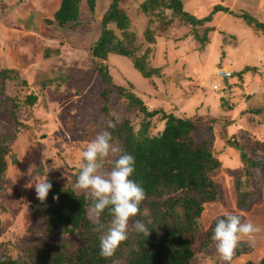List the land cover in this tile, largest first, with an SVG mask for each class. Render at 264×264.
<instances>
[{"label":"rangeland","instance_id":"rangeland-1","mask_svg":"<svg viewBox=\"0 0 264 264\" xmlns=\"http://www.w3.org/2000/svg\"><path fill=\"white\" fill-rule=\"evenodd\" d=\"M20 1L0 0V71H18V80L6 83L7 93L20 100L21 122L32 130L25 132L20 143L13 146L19 163L10 168L6 188L0 194V256L15 257L16 246L39 242H65L76 249L74 238L45 232L47 216L40 215L37 220L31 216L32 202L38 200L35 184L51 173L62 186L74 187V176L83 164L82 151L110 121L101 113L100 93L104 86L99 76L84 74L93 67L90 49L99 38L101 20L112 0H98L95 15L90 14L83 0L80 26L67 29L45 22L53 19L62 0ZM144 1L129 0L122 6L131 19V32L138 38V55L150 49L149 65L161 74L144 79L131 60L112 55L107 63L114 83L133 89L151 111L161 109L195 121L198 127L195 137L210 142L211 150L223 164L212 175L222 188L223 201L206 207L202 218L204 234L217 217L241 214L245 222L250 221L260 229L252 237L259 241L253 245L252 254L231 264L257 263L264 255V175L260 195L252 199L248 211L241 212L236 203V182L245 178V168L239 152L230 143L246 150L264 149V35L233 15L218 13L211 23L197 29L175 19L169 30L159 36L158 44L150 45L144 37L146 27L151 20L155 22L153 28L160 23L158 18L152 19L142 12ZM182 1L185 10L199 19L210 15L214 6L222 5L234 13H249L264 23V0ZM170 14L168 11L169 17ZM23 17L28 19L27 23ZM207 28L214 31L205 37ZM117 33L121 37V32ZM48 52L50 60L45 59ZM247 67L256 71L242 74ZM222 71L232 73L228 84L219 76ZM48 81L53 84L46 89ZM30 95L38 99L32 106L26 103ZM111 114L118 120H130L136 132L143 122H149L151 136L162 134L166 127L160 116L145 118L117 96L112 98ZM113 157L103 160L102 172L111 170ZM32 165L35 167L29 175ZM254 185L252 179L251 189ZM218 262L224 264L214 247L200 254L197 264Z\"/></svg>","mask_w":264,"mask_h":264},{"label":"trees","instance_id":"trees-1","mask_svg":"<svg viewBox=\"0 0 264 264\" xmlns=\"http://www.w3.org/2000/svg\"><path fill=\"white\" fill-rule=\"evenodd\" d=\"M82 1L62 0L53 19H46V24L57 25L60 29L80 26ZM97 1L86 0L92 15H95ZM128 1L112 0L101 20L99 38L90 49L93 67L84 75L89 77L97 74L104 86L100 93L101 113L115 124L114 128H106L112 133L111 143L123 150L122 153L114 154V160L124 153L135 159V171L130 179L140 184L146 193V199L140 205L141 214L129 221L127 240L120 244L112 257L105 259L100 256L99 238L102 233L94 231L98 225L89 215L92 200L85 193L77 194L72 185L62 186L50 173L46 179L52 184V189L46 201L32 202L31 216L34 220L39 219L40 215L47 216L45 232L53 236L74 238L76 249L65 242L26 244L21 248L16 246V257L9 254L0 256V264H197L200 254L215 247V242L211 239L213 230L217 221L225 218V215L214 219L205 234L202 218L207 206L223 201L222 188L212 179V175L221 170L222 162L211 150L210 142L199 141L195 137L198 127L194 120L182 119L161 109L149 110L133 89L116 85L110 72L108 60L112 55H119L131 60L135 70L144 79L150 80L161 74L159 69L149 65L150 49L142 56L138 55V38L131 32V19L122 6ZM140 9L152 19H159V27L153 28L155 22L151 20L144 32L146 42L150 45L158 44L159 36L169 30L168 27L175 19L197 29L211 23L218 13L233 15L264 35V23L257 21L249 13H234L222 5L215 6L210 15L202 19L185 10L182 0H145ZM168 11L171 13L170 17L167 15ZM26 17L23 18L27 23ZM117 31L121 32V37H118ZM211 31L214 29L207 28L205 37ZM49 53L45 56L47 60L51 59ZM56 54L59 55V52ZM251 71L255 72L256 69L247 67L241 73ZM19 77L15 69L0 71V194L6 188L10 168L19 163L13 146L20 143L25 132L32 131L27 124L21 122L20 100L7 93L6 83L12 84ZM45 84L47 89L53 83L48 81ZM114 96L124 99L129 108L138 111L145 118L160 116L161 122L166 126L164 132L151 136L149 122H143L141 130L136 132L130 120H118L111 114ZM37 100V96L30 95L26 103L32 106ZM212 121L216 123L213 119ZM230 146L239 152L245 168V178H239L236 182V203L241 212H246L252 199L260 195L264 175V149L250 147L246 150L237 143H230ZM79 173L74 176L76 181ZM252 179L255 180V185L251 189ZM54 196L58 199H53ZM145 208L149 210L147 217L142 214ZM236 215L241 217L242 223L245 222L244 216ZM135 220H141L147 225L150 229L149 236L133 230ZM148 220H151L150 224L147 223ZM110 221L111 216L105 209L99 217V223L106 230ZM1 226L0 219V238ZM254 238L251 244L249 239L240 241L231 263L239 262L241 257L254 252L252 245L259 241ZM244 264H264V255L257 263L248 261Z\"/></svg>","mask_w":264,"mask_h":264},{"label":"clouds","instance_id":"clouds-1","mask_svg":"<svg viewBox=\"0 0 264 264\" xmlns=\"http://www.w3.org/2000/svg\"><path fill=\"white\" fill-rule=\"evenodd\" d=\"M107 127L114 128L115 124L109 121ZM111 141L112 133L105 129L88 143L86 150L81 153L83 164L74 184L77 194L83 192L93 202L90 215L94 223L98 225L94 231L102 233L99 238L100 256L105 259L112 257L120 244L127 240L129 221L141 214L140 205L146 199L143 187L130 179L135 171V159L132 155L127 153L118 155L110 171L106 173L101 171L105 158L123 152ZM33 167L35 165L29 167V175ZM51 189L52 184L48 179L36 183V199L41 202L46 201ZM53 199H58V197L54 196ZM105 209L111 216L110 224L106 230L105 226L99 223V217ZM142 214L147 217L149 210L145 208ZM147 223L150 224L151 220H148ZM132 228L145 236L150 235V229L141 220H135ZM259 230L250 221L242 223L239 215L226 213L225 218L217 221L211 237L215 242L214 246L220 260L224 264H231L241 239L247 237L251 240L253 234Z\"/></svg>","mask_w":264,"mask_h":264},{"label":"water","instance_id":"water-1","mask_svg":"<svg viewBox=\"0 0 264 264\" xmlns=\"http://www.w3.org/2000/svg\"><path fill=\"white\" fill-rule=\"evenodd\" d=\"M232 75V73H228L226 71H222L219 73V76L222 78L224 82L228 84V78Z\"/></svg>","mask_w":264,"mask_h":264},{"label":"bare ground","instance_id":"bare-ground-1","mask_svg":"<svg viewBox=\"0 0 264 264\" xmlns=\"http://www.w3.org/2000/svg\"><path fill=\"white\" fill-rule=\"evenodd\" d=\"M23 83V82H22ZM2 95V94H1ZM29 99H31L30 97H29ZM36 101V100H35ZM31 105V104H30ZM16 116V115H15ZM16 120V119H15ZM26 129H27V127H26ZM262 227H264V226H262ZM253 246V245H252ZM216 261V260H215Z\"/></svg>","mask_w":264,"mask_h":264},{"label":"built area","instance_id":"built-area-1","mask_svg":"<svg viewBox=\"0 0 264 264\" xmlns=\"http://www.w3.org/2000/svg\"><path fill=\"white\" fill-rule=\"evenodd\" d=\"M215 89H216V90H218V87H217V86H215Z\"/></svg>","mask_w":264,"mask_h":264},{"label":"crops","instance_id":"crops-1","mask_svg":"<svg viewBox=\"0 0 264 264\" xmlns=\"http://www.w3.org/2000/svg\"><path fill=\"white\" fill-rule=\"evenodd\" d=\"M217 6V5H216ZM215 7V6H214ZM214 9V8H213ZM213 11V10H212Z\"/></svg>","mask_w":264,"mask_h":264}]
</instances>
